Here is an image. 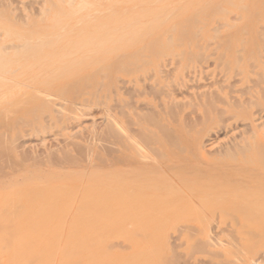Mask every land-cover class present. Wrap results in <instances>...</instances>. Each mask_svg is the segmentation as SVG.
Returning <instances> with one entry per match:
<instances>
[{
  "label": "rangeland",
  "instance_id": "obj_1",
  "mask_svg": "<svg viewBox=\"0 0 264 264\" xmlns=\"http://www.w3.org/2000/svg\"><path fill=\"white\" fill-rule=\"evenodd\" d=\"M3 1L4 0H0V56H2V55L4 56L5 54L10 53V49L16 47L18 44H21L22 40H24V37H25V34L27 33V30H29V29H31V27H33L34 23L32 25V22L31 23L28 22V23H30V25H31L30 26L27 22L24 23L23 22L24 20L22 21V18L23 19H24V17L26 18V16L22 15L24 13V11H26V15L29 14V13H27V11L28 12H29V10L33 11L31 9L32 7H29V10H27L26 9V8H28L27 6H33L35 13H37L36 15L40 14V12H41L42 16H43V14H44L43 12H48L49 15L45 14L47 17L51 16V14H52V11H49V10L54 9L55 11H57V10H59L58 9L59 6H60L59 7L60 9H62V6H63V12L64 13H62V10L60 11V13L62 15H64L66 12H69L70 14L68 13V16L67 15H65V16L66 17H69V16L74 17V16H79V15H87L88 12H89L88 15H91L93 10L96 11V13L93 12V14L95 13L94 15H98V13H100L99 11L109 8L110 5H113L115 7H119V6L124 5V3H126V2H129L130 0H87V1L83 0V2H86V3L88 2V4L84 3L85 4L84 5V4H82L83 3L82 2L79 5V7H78V4H79L78 0L77 1L75 0V2L72 1V2H74L73 5L75 7H73V5L69 4V2L72 4V2L69 0H60V1L52 0L51 3H49L51 0L49 2H48V0H45V2H44V0H42L44 3H46L45 6H44V3L41 1H39L40 3L35 1V2H37V4L35 2H34L35 3L34 4V3H32L33 0L32 1L29 0L31 3L30 4V3H27L28 0H24L25 2H23V3L30 4V5L25 4V6H24V4L22 5L20 0L19 1L16 0V2L11 0V3L13 5H15L14 9L16 10V13H14V14L11 12V11L15 12V10H12L13 8L10 11V8H11L9 6L10 0L9 1L7 0L9 2L8 3L9 5H7L5 3L6 6H8V7L4 6L5 4L3 5V3H4ZM17 1L21 3L20 5L18 4L19 6H16ZM57 1H58V3H57ZM62 1H67L68 3L66 2L67 3L66 4ZM132 1H135V0H132ZM139 1H142V0H139ZM180 1H181V3H179V0H160L158 2L159 3L158 4L156 2V0H155V3L151 2V1H149L150 2L149 3L148 0H144L141 3H138L139 6L138 5H137L138 7L136 6L137 8L134 10L135 11L134 13H136V14L139 13V11H140L139 7H141L140 4H142V3H144V4H142L141 9H143L144 6H146V8H147L149 6V4L153 3L152 4L153 8L151 9L152 12L153 11L155 12V10H153L154 6H155V8L156 7L158 8L159 5H161V6L164 5L166 7V9L164 7L165 10L163 8H161V6H160L161 9L158 8L155 13L153 12V14H155L156 16L151 15V14L149 16V17H153V18L157 17V19L154 18L155 20H157V21H155L154 24H156L155 27H158L157 29H160V27L162 25L160 26V23L158 20H161L162 13L164 15L166 12L167 13L169 12L170 15H173L171 17V19H174L175 21H178V22L180 20L184 19L185 15L187 16V13L186 12L184 13L183 10H185L184 5L187 4L188 0H180ZM196 1L197 0H195V3H194V0H192L193 4H191V1L189 2V4H191L193 6H191L189 4H187V5H189V7H192V8H194V6H195L198 10H201L199 12L202 16H200V17H202L204 20L202 19L199 21L198 24H196V26H195L196 28H193V30L190 32L191 34L189 33V34L184 35V36H179V34L175 33L174 31H168L166 33L164 32L163 34H160L157 29H156L157 31H155L152 34H150V31L145 32L141 36V37H144L143 38V44L149 45V48L152 47V49L139 50L140 48H138L136 46L137 49H136V47H135V49L133 47L132 48L133 50L131 52H129V53L127 52L125 54L122 53L121 56L117 57L118 61L119 60L120 61L121 60H124V61L128 60L131 64V65L126 64V66L122 67V69L124 68L122 71H121V69L114 70L112 64L110 65L109 63H107V61L104 60L106 58L102 59V61L100 62L101 64L99 63V65H101V66L94 65L91 67V65H92V62H91V65H89V64L86 65V67L88 66L89 69H87L85 67L83 69H79L78 71L76 70L72 74V76L73 75L74 76L73 77L70 76L73 78V79L71 78V82H70V79L67 80L68 85L71 84V85H69L70 87L68 86V88H70L72 90V91L70 89H69L70 91L68 90V92H70V95L68 94V92H67V94L65 93V95H64L65 91L63 92V94H61L62 92L60 93V91L59 92H57L56 90L51 91V89H53L51 87L49 88V90L48 89L45 90L46 92L45 91H43L42 93L34 92L33 89L36 86V84L41 79H44V77H46L45 72H43V71L33 72L32 69L27 67L26 65L22 66L20 64H17L12 59H8L9 61H3L2 60L3 57H0V157L2 158V159H0V168L2 167V165H4L3 164L4 160L5 161L8 160L5 162L6 166L1 168V170H0V215L3 214V215H1L2 216L1 219L2 218L5 219V217H6V219H5L6 222H8V220H9V222L6 223V225H5V223H3L5 226H2V227H4L5 230L3 228L0 229V234H1L0 239H2V241H4V244L2 241H0L2 243V245H0V247L5 245V241H6V245H7V241L10 240V238H12V236L11 237H8V236L10 233L13 234L10 231H12L14 229V227H15L14 230L19 232L17 236L14 235L15 238L17 237L15 241L10 240L12 242V243L10 242L11 243L10 246H8V247L3 246L5 249L7 247V250L3 249L4 250L3 251L2 249H0V251H1L0 252V264H19V262L24 260L28 256V254H24V252H25L24 249L25 248L27 249V247H28V245H30V243L33 244V242L30 240H32V238H33L32 234L34 232L31 231L32 233L31 232L28 233L27 228L30 229L32 227L31 226V224H32L33 227H35V225L38 226V227H36V230H38L39 229V223L42 222V217H43V221H44L45 217L46 218L50 217L48 214L51 215V213H53V215H59V213H61V211L67 207L66 204H68L67 201H64L62 203V205H60V208L58 211H57L58 207H56V210H55V207H53V209H50L49 211H46L45 213L40 212V214H38L32 218L33 221L32 220L31 221L33 223H31L30 220L25 222L23 217H20L21 216L20 213L17 214L18 216L20 215L19 216L20 220L16 214L15 215L13 214L15 212L14 209H17V207L20 209L19 204H31V202H33V200H35L33 198H36L37 196L39 199H43V198L46 199L47 197H49V195H48L49 194V188L52 189V184H53V186L55 184L60 185V183L53 180V181H49V182H51V185H50L51 187L48 186L49 182L47 183V180L46 181L42 180L43 175H42V177L39 176V174H38V176H37V174L35 175V173H37V172H35V173L31 172L32 175L31 174L29 175L27 172L28 176H26V173H24L25 176L23 173H21V174H23V176L20 175L19 172H18L19 175L15 174V173H17L16 170L25 169L26 165L23 166V162H24L23 160L28 158V156L30 155V152L28 153V151H30V150H28L27 148H26V150H27L26 153H28V155H26V153H24L22 151H19L20 149L18 150L15 147V146H18V148H19V142L18 141H20V142H21V140L29 141L30 142L29 145H32V147L34 146L33 148H35L36 152H41L40 150H43L44 148H47V147H48L47 149L55 150V148L57 149V147L61 144V142H63V139L66 138L67 136L76 137L75 135H77V137H80V136L90 137L92 134H96L97 132H102V131L104 132L105 131L104 129L107 126L106 123L111 124V127L115 126L118 129V132L120 131V133H119L120 139H121V137H123V139H124L125 136H127V134H128L127 132L125 133V131L127 129L129 130V128H126V127H129V124L133 125L131 123V121H132L131 119L133 116H130L129 114L131 113V115H132V111H133V112H137L136 115H138V111L143 112V111H145V110H143L145 108H146V110L156 108V107H153V104L160 105V103L158 104L157 102H159L161 94H163V95L167 94L168 95V94H170V92L172 90L175 92L174 97L176 100L172 101V103H169V105L170 104L171 105H170V107H168V109H170L171 111L174 110V112H175V111H177V107H180V104L182 105L183 102H184L183 105L188 104V106H189V109H186V110H185V108H188V106H186V105L181 106V108H178V111H177L178 114H179V112H181V115L179 114V116H180V118L183 117L182 119H183L184 124L182 123V119L179 120V116H177L178 114H176V112H175L176 116H173L174 118L172 117V120H171L172 126H174L176 128L181 127L180 129L185 130V133H187L186 135L187 136L189 135L190 138L195 137L194 136L195 131H196V134L198 133L196 128L193 127L194 125H192V126L190 125L196 121L195 119L197 118V115L200 116V114H201V117H202V114L204 113V115H205L206 114L205 112L208 111L206 116L213 115L212 120H211L212 117H210L209 119L208 118L206 119V117L204 119L200 117L199 119L197 118V121L204 120L203 123L205 122V120H206V122H210V121L213 122L216 119V117L219 115V114H217V116H216V113H218L220 111L221 107L227 108L228 102L229 103L234 102V104H236V102H238L240 100L239 102H243L244 106H247V108H249V112L251 114L255 113V116L257 118L260 117L261 120L264 121V119H263L264 118V89L262 90V88H264V82H263L264 81V47H263L264 46V3H262V5H261L260 13L259 14H253L251 16V18L249 19V22L244 23L243 21H241L240 19L237 18L238 14H240L241 12L244 11V9H243L244 6H245L244 7L245 9L249 6H251L252 0H241V1L240 0H230V2L229 1L226 2L224 0H209V2L206 5H201L200 3H198V1H197V3H198L197 4ZM5 2H6V0H5ZM60 2H62L63 5H62V3L60 4ZM113 2H115V3H113ZM263 2H264V0H263ZM41 3H43V5ZM227 3H230V4H227ZM12 4H11V6H12ZM46 5H47V7H46ZM86 5L92 6V8H89V6H86ZM101 5H102V7H101ZM187 5H186V7L188 8ZM22 6H24L26 8H22ZM66 6L67 7L72 6L74 8V11L81 9V10H79L81 12L76 13L77 15L76 14L73 15V14H71V13H74V12H72L73 8L68 7L69 8L68 9V8H65ZM83 6L84 7L86 6L87 9L85 10ZM240 6L242 9L240 8ZM15 7H17V9ZM182 7H184V9ZM217 7H219V9L221 8L220 9L221 11L218 9L219 14L218 13L217 14L215 13L214 15L210 14V11L215 10ZM18 8L19 9H25V10H22V11L20 10L22 12V14H20L21 12L18 10ZM36 8H38L39 11L42 8H43V10H41L39 12ZM48 8H52V9H48ZM100 8H102V9H100ZM150 8H151V5H150ZM150 8L148 7V9H150ZM169 8L173 9L174 11L173 12L170 11ZM137 9H138V12L136 11ZM160 10H163V12H161ZM97 11H98V13H97ZM158 11L161 12V15H159ZM215 11L217 12V9ZM17 12H19L18 14H20L21 19H19V20L17 19V18H19L17 15ZM132 13H133V11H132ZM132 13H131V16L133 15ZM146 13L147 12L145 11V14L144 13H142V14H144V16H146ZM32 14H34V13H32ZM136 14H134L133 17H135ZM147 14H149V13H147ZM205 14H207V15L205 16ZM13 15L16 17L15 18L16 20H14V17L12 18ZM21 15L23 17H21ZM29 16H30V14L28 15V17ZM32 16H35V14ZM32 16H30V19ZM141 16H143V15H141ZM43 18H45V17H43ZM43 18H41V19H43ZM235 18H237L238 20H234ZM28 19L29 18H27V20ZM163 19H164V17L162 18V20ZM17 20L23 22L22 27H20V28L16 27V21ZM33 20L35 21V24H36V21H37V23L39 21L38 17L33 18ZM200 22H202V24ZM221 23H223V24H221ZM26 24H28L29 28ZM226 24H227V26H226ZM244 24H246V27H245L246 29L244 30V32H246V34H244L240 38V40L243 42L241 43V41L238 40L235 44H232V46L229 50L228 49H227V51L223 50V49L221 50V47H220L221 43L225 40L231 39V37L237 31V28H239L240 26H242ZM261 25H263V26H261ZM259 26H260V29H259ZM14 27L16 28L15 30H14ZM198 27L200 29H198ZM212 27H213V29L218 28V31H219L218 33L214 34L213 37H212L213 31L216 32L217 30L216 29L213 30ZM260 30H262V31H260ZM193 33H195L196 36ZM259 33H261V35ZM259 35L261 36V38H259L260 37ZM178 38H179V40L177 41ZM165 39L167 42L165 41ZM168 40H169L170 44L168 43ZM207 40H209V41L207 42ZM172 42H173V44H172ZM167 43L169 46L167 45ZM175 43H177V44H175ZM206 43L208 44V46H206L207 45ZM210 43H212V45ZM196 44H197V46L195 47ZM261 45H262V47H261ZM171 46H172V48H171ZM188 49H189V51H188ZM156 50L158 51L159 55H157L158 53ZM237 50H239V51H237ZM236 51L239 53H235ZM250 51H252V52H250ZM135 52L137 54L139 53V55L135 54ZM188 53H190V54H188ZM30 54L31 53L29 51H28V53H23L21 56L22 61L25 58H27L28 56H30ZM161 54H163V56ZM164 54H166V55H164ZM219 54H221V55H219ZM236 54H239V55H236ZM258 54H260L262 57L260 55L257 57ZM122 55H123V57H122ZM216 56H218V57L216 58ZM236 57H237V59H236ZM238 57L240 59L239 61H237ZM218 58L219 59L221 58V60H218ZM145 59H146V61H145ZM140 60H142V62L144 61V63H141ZM135 61H136V63H135ZM233 61H234V63H233ZM14 62L17 65L14 64ZM225 62H226V64H225ZM249 63H250V68H249ZM95 64H98V62ZM224 65H226V66H224ZM251 65H253L254 67ZM186 66H188V67H186ZM224 67H226L227 69ZM94 68H96L97 71H100V72L102 71L103 74L102 73H100L99 75L95 74L96 77L93 78L92 82L91 81H88L87 83L85 82L84 86L82 85L81 88H79V86H80V85L78 86V84H80L79 81H81V83L84 81L81 78V77H83V73H85V71L88 72L89 70H93ZM106 68H108V69H106ZM131 69H132V71H131ZM80 70L81 71L83 70V71L81 72ZM250 70L252 72H250ZM253 72L256 74H253ZM238 73H240V74H238ZM235 74H238V75H235ZM256 75H258V76H256ZM102 76H104V77H102ZM66 77L69 78L68 75H66ZM78 77H80L83 81L81 79L79 80ZM189 77H191V79ZM146 78L148 81L146 80ZM258 79L260 81L259 83L254 82V80L256 81ZM72 80H73V82H72ZM254 83H256V84H254ZM99 84L101 85V87ZM141 84L143 85V87L144 86L148 87V88L146 87L148 90L146 89L147 92L144 93L143 96L145 94L147 95L149 93L148 92L149 88L151 89L150 86L155 84L154 86L155 87L157 86L162 92L161 93L160 90H158L160 93V95H159L160 97L158 96L157 93H154V95L156 94L155 95L156 98L159 97V99L158 98L155 99L154 95H153V98H152V95L150 96L152 98V100L150 99L149 96H148L149 98L147 96H145V97H147L146 98L147 101L143 102L142 100H144L145 97H143L144 98L143 99L141 96V93L145 92V90H143V87ZM87 85H89V86H87ZM103 85H105V86H103ZM254 85H256V86H254ZM144 89H145V87H144ZM81 90H82V93H81ZM47 91H49V92H47ZM139 92H141V93H139ZM57 93H60L61 96L59 94L57 95ZM79 93H81V94H79ZM152 93L153 92H151V94ZM210 93L211 94L215 93V94L212 95L211 97H209L211 95ZM195 94H198V97H196L197 95L193 97V95H195ZM66 95H69V97L68 96L65 97ZM148 95H150V93ZM203 95L205 97L207 96V99L208 98L209 99L204 102L205 104L208 103L207 105L203 104L201 106L199 104L203 108L202 109L201 107H199L198 104H195L196 101H198V100L193 101L192 99H199V101H200V100L205 98V97L203 98ZM260 96H261V98H260ZM212 97H213V101L215 99L214 103H212L213 102ZM140 98H142V99H140ZM190 98L193 102L190 100ZM204 100H202V101H204ZM236 100H238V101H236ZM126 101H127V103H126ZM188 101H190V102H188ZM210 101H212V102H210ZM249 101H250V103H249ZM151 102H152V105H149V104H151ZM209 102L211 103V105ZM200 103L202 104L203 102H200ZM53 104L54 105L56 104V106H57L54 108L55 114L52 115L53 111L52 112L50 111L51 115H49L48 109L52 110L51 106H54ZM61 104H62V106H61ZM172 104H174L175 107ZM192 104H193V106L197 105L198 108H201V110H203V113H200L198 108H196L197 106L193 107ZM122 105H124V106H122ZM59 107H61L59 109V111L61 110V112H58V111L57 112L59 113L60 117L59 116L56 117V110H58ZM121 107H122V109H121ZM179 109H181V111ZM221 109H223V108H221ZM153 110H155V109H153ZM153 110H150V111H153ZM215 110H219V111L217 112ZM209 111H212L213 114ZM128 112H129V114H128ZM197 112L200 114H197ZM234 112L233 113L228 112V113L224 114L223 116H222V114H220L219 118L220 119L222 118L223 120L222 119L221 120L223 122H225V121L233 122L234 121V122L238 123V126L240 127L242 124H244L243 122H241V120L244 119V113L247 114V110L236 109V110H234ZM62 113H67V114L62 115ZM193 113H195V114H193ZM76 114L78 116L81 114H85V115L88 114V117L86 119H89V120L86 122V124H84L80 127L78 125L79 121H76L75 120L76 118H72ZM133 114L135 115V113H133ZM85 115H83V116H85ZM194 115H196V117H194ZM64 116H66V117H64ZM81 116H79V117L81 118ZM123 116H125V117H123ZM68 117L71 118V120H69ZM79 117H77V118H79ZM176 117L178 118L177 120H176ZM191 117H193V118H191ZM59 118H61V120ZM134 118H135V116H134ZM187 118L188 119L191 118V120H187ZM64 119L65 120L67 119L66 121L69 120L68 122L69 123L71 122V124H69V123L66 124ZM173 120H175L176 122L173 123ZM193 120H195V121L192 122ZM180 122L182 123L181 124L182 126L180 125ZM113 123H115V124H113ZM187 123H188V125H187ZM75 124H77V125H75ZM175 124H177V125L175 126ZM71 125H73V126H71ZM131 125H130V127H131ZM185 125L187 126L188 131L186 130V128L184 129ZM76 126H78V128H76ZM96 127H97V129H96ZM132 127H133L132 128L133 130L136 129L134 127V125ZM192 127H193V130L195 129L194 132L191 131V132H193L192 133L193 136L191 135V132L188 134V132L190 131V129ZM124 128H125V130H124ZM239 131H244V129L239 130ZM83 132H85V133H83ZM178 132H180V130ZM183 133H184V131H183ZM237 133L239 134V132H237ZM78 134H80V135L78 136ZM229 137L230 136L224 137V135H221L219 137V142L220 143L228 142L230 140ZM120 139H119V141H120ZM117 140H118V138H117ZM17 142H18V145H17ZM189 143H190V145L187 146V144H189ZM189 143H186V145H183L182 147L181 146L178 147L179 149L175 150L176 154H174V157L173 156L170 157L172 159L169 160V158H168V160L165 159L163 161H160V165L163 162L166 163V164L164 163V166L161 165V168H160V165L157 164L155 168L157 169V166H158L159 169L158 170L154 169V172L155 171L159 172L162 169V166L163 167H168V166L174 167V165L172 166V164H171V163H173L176 165L174 168L177 171L179 169L177 167H180L181 168L180 170H182V168H184L183 171H185V169L187 170L186 173H188V174L183 173V171H180L181 174H179L180 172L176 171V173L179 176H181V178L183 177V179H184V176L186 179V176H189V174L192 172V174H190V181L193 180L194 182L188 181L189 182L188 183L187 179H186V182L184 184V183H179L178 181H176L175 179H177V177L175 179L173 178V180H175V182L177 184H183L184 185V186L183 185L180 186V185L176 184L177 190H176V188H172L171 191L170 190L168 191V189H170L171 187L176 186L173 180H172L173 181L172 183H174V184L169 182V184L171 183L170 184L171 187L170 186L168 187V185H166L165 182L158 181L159 179L162 178L161 176H158L159 179H157V177H156L157 180L152 177L153 180L156 182L152 181V179L150 177L153 174L150 175L149 172H148L149 174L147 176L149 177V175H150V177H149L150 179L148 177H146V178H148L147 180L149 182H146V183L144 182L145 184L142 182V180L144 179L143 181H145L146 178H144V177L146 175H144V174L147 172H144V174H143L144 176H142V174H139L140 173L139 171H138L139 173L135 172L134 174H132V173L129 174V175H132L131 176L132 179L136 178V180H139V178L141 176L143 177V178L142 177L140 178L142 180L141 181L139 180L138 183L132 181V182H134L135 185L137 184L138 186H140L139 188H137V186H136V191L139 190V192H135V188L134 189L131 188L134 185V184H132L131 181H130L132 184V185H130L131 187H129V185L126 183L127 181H129L131 179L130 177H127V175H126V177H127L126 178L125 176L122 177L123 174L120 177L119 174H121V173H119V174L115 173V176L112 177V179L113 178L115 179V177L116 178H124V177L126 178V182H125V180L123 182V179H122V181L119 183V185L122 186L121 188H123L125 185V189L126 188L128 189V187H129V190L131 191V195L133 194L132 196L131 195L127 196L128 193H126V192H128V191L125 192L126 193L125 194L126 199L128 198L127 201H133V200L137 201V198H143L144 194H146L148 192V191H143V190L144 189L147 190L148 188H149L148 189L149 192H151V193L156 190L155 191V194H156V192H158V190H159L157 188L158 187L160 188L159 185H161V183H162L161 187H163V189L161 190V188H160V190L161 191L165 190L164 192H166V193L168 191L167 194H169L168 196H167V194L162 196V197H164V199L166 201H169V202H166L167 207L166 206L164 207L165 210H163V208L159 209L158 207L156 208L154 206L148 207L150 209L144 208L143 210L140 211L139 214H137V216H135L136 218L135 217L132 218V216H133L132 213H129L131 210L130 207L128 205H126V208L124 209L125 204H127V203L123 202L124 206L122 205L123 204L122 203L119 206V208H121L120 210H119V208H117L118 210H116V206L114 207V205L111 206L113 203H108V205H106L107 202L109 201L108 195L111 196L110 200H111V198L121 199L122 196H124L123 195L124 193L121 194V192L119 191L120 189H118V191L116 193L114 191V189L112 188V186L115 184L117 187L120 188V186H118L116 183V181H118V180L114 181V179H113V181L115 183H113V181H112V183H113V185H112V184H109L111 182L110 181L111 179H110L109 180L110 182L108 181V184H106L107 187H104V185L102 183H101V185H103V187L101 185H98L99 182L97 183V181H98L97 180L96 182L91 183L90 187L87 188L86 190L80 191L79 193H81V194L79 195V197L86 200V202H90V203H92V202L97 203V201H98L97 204L99 205L102 202V200H100L99 198H101V197L104 198L106 196L108 199L104 198V201L107 200V202L105 201L106 202L105 206H107V207L105 208V206H104V208H103V206H102L103 203H102L101 205H99L102 207L96 208V209H98V211L95 210L96 212L91 211L90 209H87L86 211L81 210L79 213V216L76 218L77 221H80V222H78L79 224L76 223L77 222L76 220H73L71 222L68 221L67 226L65 225L66 230L64 231V229H63L64 233H68L70 229L72 231L75 229V232L71 231L72 234L69 232L68 235L67 234L63 235L62 230L59 232L57 231V230H59V227L61 225L60 226L58 225L59 227L54 226V230L51 232L52 234L50 233L47 235H45V234L40 235L39 236L40 238L36 241V244L34 243L33 246L30 245V247L27 249V251L28 250L30 251V249L32 247L36 246L35 249L34 248L33 249H34V251H36L37 254H39L41 252L42 254H40V255H45V254L47 255V253L51 251L50 249H52L55 240H57V237H60V235L62 234L64 236V237L61 236V238L63 237V240L65 238H69L67 240H64L68 244V246H67L68 248L62 249L63 251L67 250V252H68V255L64 253L65 256L67 255L70 258V259L69 258L68 259L71 262H72V259H73V261H75V260L80 261L81 260L82 261V262L80 261L81 264H97V263L98 264H264V223L263 224H255L256 215L264 214V173H260L256 176H250V177L248 175L246 178H244L242 180H241V178L240 179L238 178L237 181L238 180L239 181L237 183L231 182V181H234L233 180L234 177L232 178V176H231L232 180H228V179L225 180L224 176L220 177V176L214 174V172L211 173V171H213V169L216 170L217 174H218V172L220 173V171H218V170L221 169V165L222 166L226 165V167L228 166L227 168H229V170H230V167H232L231 170H235V169H239L244 164L251 163L252 161H254L253 158H255L256 153L259 151V150H256V148L258 149V147H260L261 151L264 150V139L260 140V142H258V144L240 147V149L238 148L237 149L238 152L236 151L237 153L235 155L236 157H234L233 160L232 159H229V161H226L223 159H220L218 161L216 159L213 160L214 162L212 161V163L215 164L214 165L215 167L212 168V170L209 169L210 172H208V173L206 171V170H208L207 167L205 170V168L203 166H201L203 164H204V166L208 165L207 164L208 162L206 159L205 160L207 163H205V162L202 163L201 159L198 160L199 157L197 159V157L194 156L196 154V152L193 149L192 150L195 152L194 155L189 154L190 157H188L189 156L188 153H193V151L190 150L191 147H193V145L191 144V142H189ZM251 146H253V147H251ZM136 147H137V149L139 147H141L140 149H138V151H140L141 149H142L141 151H143V150L146 151L145 146H139V147L136 146ZM166 147L163 146V148L167 149V151H168V147L167 148ZM249 147H251V148H249ZM82 148H83V150H81ZM130 148L128 151L133 150V149L136 150L135 146H133V148L131 146ZM173 148L170 149V147H169L170 150H172ZM253 148H255V149H253ZM78 149H77V152H79ZM164 149H162L163 150L162 151L161 148H159L158 151H161L159 154H161V153L166 154L165 153L166 150H164ZM79 150H80V152H83L85 150V148L81 147ZM177 150L179 151L178 154H177ZM138 151H135V153L136 152L138 153ZM141 151L138 154L136 153L137 155L135 157L136 158L135 161H137L140 158V155L142 154ZM1 152H3V153H1ZM20 152H22V153H20ZM80 152H79V154H76V156L79 157L80 160H86L88 158V156L87 157L85 156L86 155L85 151L83 152L84 154H82ZM239 153H240V155H239ZM25 155H26V157H25ZM72 155H75V153L73 152ZM129 155H131L132 159L134 160V156H135L134 152H133V154L129 153ZM138 156H139V158H138ZM191 156L195 157L194 161H192V159H194V158L190 159ZM4 157L7 159H5ZM82 157H84V158H82ZM21 158H24V159L21 160ZM188 158H189V160H188L189 163L187 161H186L187 163H185V161H183V160H186ZM205 160H203V161H205ZM221 160H222V162L225 161V162H223L224 164L222 162H219ZM247 160H249V161L247 162ZM26 161L27 162H24V163L27 164L28 160L26 159ZM167 161L171 165L167 166ZM191 161H192V166L190 163ZM20 162H22V164ZM181 162H182V164H181ZM200 162H201V165H200ZM216 162L218 164L217 168H219V164L222 163L220 165L219 169L216 168ZM19 163H20V166H17V165H19ZM212 163L211 162L209 163L210 168H211L210 164H212ZM260 163H261V165L259 166V168L261 169V171L263 170V172H264V161H262ZM133 164H135V163H133ZM178 164H181L182 166H180V165L178 166ZM183 164H186L187 166L186 165L184 166ZM189 165L191 166V169L189 168ZM202 167H203V174L199 170ZM234 167H235V169H233ZM193 168L196 171H194ZM13 169H14V171H13ZM164 169L165 168H163V170ZM197 171H199V172H197ZM201 171H202V169H201ZM13 172H15V173H13ZM116 174H117V176L119 175V177H117ZM136 174H138L139 177H138V175L136 176ZM182 174L184 176H182ZM197 174H198V176H197ZM193 175H194V178H193ZM231 175L234 176V174H232V172H231ZM35 177H37V178H35ZM191 177L193 179H191ZM222 177H224V178H222ZM128 178H130V179L128 180ZM168 178H170V177H168ZM181 178L179 177V179H180L179 181L184 182L185 180H183ZM51 179L52 178H50V180ZM219 180H222V183L224 181V183L222 184ZM225 181H226V183H225ZM228 181L230 182V186L231 185H233V186L229 187V184L227 183ZM122 182L126 183L127 187H126V184L123 185ZM139 182H140V184L141 183L142 184L140 185ZM152 182H154V184L150 185V183H152ZM218 182L221 185H219ZM44 183L47 184V186L49 188L47 186H43ZM157 183H159V185ZM163 183H165L166 186H164ZM190 183H192L191 186L194 187L195 189L192 187L190 188ZM238 183L240 184L241 189L242 188L245 189L244 191H241L240 188L239 189L237 188L239 186ZM155 184H157V185H155ZM196 184H198L199 186ZM215 184L219 186L218 188H220V186L222 187L221 189L218 190V191H220L219 193L216 191L219 195L216 192H215L216 195H212L213 193L210 190H213L214 187H211V188L209 187V189L207 191L208 185L209 186H213V185L215 186ZM224 184L225 185L228 184L227 185L228 187L227 186L223 187ZM234 184H236V185H234ZM56 185H55V187H56ZM145 185H147V187ZM154 185H155V188H154ZM99 186L102 187V192H101V188ZM116 186H113V187H116ZM141 186H142V188H141ZM143 186H145V187L143 188ZM182 186H183V188L184 187L187 188L189 186V189L196 190V188H197V190H200V191L196 190L199 193V194H197L196 197L189 199V200H195L196 198H199L198 201H196L197 199L195 201H193L195 204H193L192 201H189L187 199L188 200L187 202H190V203L192 202L191 203V204H193L191 206L192 209L189 207L190 203L188 204L186 202V204H183L181 201L179 203L180 198L176 197L177 195L178 196L181 195V193L183 191ZM234 186H236L235 188L237 189V191H239L238 193L235 192L236 189H231V190H234L235 193H233V191L230 192L227 189V188H229V189L233 188ZM46 187L48 190L46 189ZM55 187L53 189H55ZM117 187H116V189H117ZM133 187H135V186H133ZM165 187H167V188L165 189ZM198 187H199V189H198ZM99 188H100V190H99ZM103 188H106V189H103ZM110 189H111V191H110ZM174 189L176 192V196H174V197H176L178 199L179 205L183 204V207H181L182 205L180 206L182 208V210H184L183 208L186 207L185 212L181 211V208H179V206H174V205L171 206L170 199H174L173 195L175 194V192L173 191L174 194L172 192V190H174ZM179 189H180V192H179ZM189 189L188 190L186 189V195L189 198H191V195L193 193H195V191L193 192L192 190H189ZM98 191L101 193V196H99L100 193H98ZM132 191H133V193H132ZM191 191H192V194H191ZM111 192H112V194H111ZM164 192H163V194H164ZM170 192H172V193L170 194ZM178 192L180 195L178 194ZM117 194L118 195L121 194V198ZM206 194H210L212 196L210 197V195L207 196ZM134 195H136L137 197H135ZM158 195L156 197L161 196L160 193ZM70 196H72V195H70ZM150 197L154 198V193H153V196L150 195ZM212 197H214L213 199H215V197H217L215 199V201L217 200L218 202L217 201L215 202L212 199ZM38 198H36V200H38ZM167 198H169V199H167ZM176 198H175V200H177ZM31 199H32V201H31ZM44 199L40 200L38 202L44 201ZM88 199H90V200H88ZM114 199H112V200H114ZM211 199H212V201H211ZM64 203H65V205H64ZM167 204H170V206ZM63 205L65 207H63ZM109 206L111 208H109ZM193 206H195V209H193L194 208ZM61 207H62V209H61ZM170 207L172 209L174 208V210L177 209L175 211V213H177L178 215L180 212H182V216H184L185 213L187 214V211L192 213V211L194 210L193 211L194 217H192L193 221L190 218L191 222L187 221L188 223L187 222L183 223V220H184L183 218L188 216L186 218L188 220V218L191 215L190 216L186 215L184 217L181 216L180 217L181 221L178 218H176L177 219L176 221H178V220L180 221L179 224H177L178 222L175 221L176 222L175 225H173L171 223L170 226L169 225L166 226V224L168 222L167 223L165 222L162 224L163 226H161V225H160L161 227L158 226L159 229L153 228V230H154L153 231L152 228L150 227L151 220L149 219L150 221L148 224L147 219L149 217H151V219L154 220L155 217H157L158 215H160V214L162 215L165 212L169 211V209H171ZM100 208H103V209L99 210ZM127 208L129 211L127 210ZM188 208H189V210H188ZM111 209H113V210H111ZM179 210H180V212H178ZM54 212H55V214H54ZM56 212H58V214H56ZM154 213L156 215H154ZM157 213H158V215H157ZM9 215H10V217H9ZM46 215H48V216H46ZM16 216L18 218H15ZM130 216H131L130 220L135 221V219H136L137 223L134 222L132 227H129L128 230L127 229L125 230V226L129 222ZM139 217H140V219H138ZM142 218L144 219V223L142 222L143 221ZM196 218H197V220H195ZM16 219H18L19 221ZM145 219H146V221H145ZM198 220L200 221V224L197 222ZM202 220H206V221L203 222ZM3 221L4 220H0V222H1L0 224H2ZM46 221H47V219H46ZM145 222L147 223V225ZM141 223H142V225H141ZM169 223H170V221H169ZM185 223H187V224H185ZM27 224H30V226L29 225L27 226ZM184 224H185L186 228H185ZM63 226H64V224L62 225V228H63ZM55 227L57 228V230H55L56 229ZM177 227H179V228H177ZM181 227L182 228L184 227V228L180 229ZM189 227H190V229H189ZM77 228H78V230L76 231ZM36 230H34V231H36ZM176 230H177V232H176ZM179 230H181V231L178 232ZM182 230H184V231H182ZM185 230H188V231H185ZM190 230H191V232H190ZM56 231H57V233H56ZM147 232H149L150 234L152 233V235L147 234ZM2 233H4V234H2ZM177 233L178 234L181 233V234L178 235ZM26 234L29 236H27ZM191 234H193V235H191ZM76 235H78V236L76 237ZM174 236L178 237V243L181 245L173 249V251L171 252L172 255H170L171 253H169V254H164V257H163V255H159L157 258H154L152 255H150L149 246H151V247L155 246L157 244L158 240H162L163 238L165 239V237H174ZM190 236H191V238H190ZM212 236H214L213 237L214 240H212L213 238L211 239ZM14 237H13V239H14ZM22 237L25 238L23 240L27 241V244L30 241V243L28 245H26L25 248L23 247V249L21 248V246L24 242L23 240H21ZM70 237H71V239H70ZM208 237H210V239ZM142 238H144V239H142ZM18 239H20L19 244L22 243V244H20L21 246H19V244H18ZM207 239L209 240V242ZM75 240L78 243H75L76 242ZM96 240H97V242H96ZM144 240H148V241L141 244ZM199 240H201V241H199ZM204 240H206V242ZM140 241H142V242L140 243ZM73 243H75L76 245L73 246L74 245ZM109 243H111L112 245ZM113 243L115 244V246L113 245ZM199 243H202V244H199ZM210 243H211V245H210ZM24 244H26V243H24ZM24 244H23V246H24ZM79 244L80 245L82 244V245L80 246ZM91 244H92V246H90ZM8 245H9V242H8ZM50 245H52V246H50ZM107 245H109V247ZM117 245H118V247H117ZM124 245L126 248H124V250H122ZM199 246H200V248H198ZM17 247H18V250H16ZM46 247H49V248L47 249ZM77 247H78V249L75 250ZM110 247H111V249H110ZM19 248H21V249H19ZM107 248L110 252H108ZM45 250H46V252H44ZM79 250L82 253L80 256H78L80 253H78L76 255H75V253H73V251L79 252ZM18 251H21V252L23 251V253H21V252L18 253ZM61 251H59V252H61ZM63 251H62V253H63ZM106 251H107V253H106ZM28 252H25V253H28ZM69 252L73 253L74 255H72ZM104 252L107 255H105ZM15 253H16V255H13ZM20 253L24 254L26 256H23L24 258H22V255ZM178 253L180 255H178ZM69 254H70V256H69ZM17 255H18V257H17ZM63 256L64 255H61L59 253L58 255L55 256V258L58 257V259H60V260L64 259L62 262H60L62 264L66 261H69L66 259L67 256L65 258H61ZM169 256H171L172 258ZM55 258H53L52 262L55 261ZM90 259L93 261H91ZM167 260H169V261H167ZM111 261H113V262H111ZM31 262L32 261H30V263ZM46 262H43V263H46ZM38 263L40 264L39 260H38ZM50 263L51 262L49 261V264ZM55 263L59 264V261H58V263L54 262L51 264H55ZM75 263L77 264V262H75ZM27 264H29V263H27ZM31 264H37V262L35 261Z\"/></svg>",
  "mask_w": 264,
  "mask_h": 264
},
{
  "label": "bare ground",
  "instance_id": "obj_2",
  "mask_svg": "<svg viewBox=\"0 0 264 264\" xmlns=\"http://www.w3.org/2000/svg\"><path fill=\"white\" fill-rule=\"evenodd\" d=\"M9 1V0H8ZM7 0H6V2H5V0L3 1L4 3H3V5L6 3L7 5H9L11 8H10V11H11V9L12 10H15L14 9V6L15 5H13L12 3H11V0L8 2ZM13 1H15L16 2V0H13ZM19 1V0H18ZM17 1V5L16 6H19L21 3H22V5L24 4V6H25V4L26 3H23V2H25L24 0H20L21 1V3L20 2H18ZM30 1H32V0H30ZM30 1L28 0V2L27 3H30ZM35 1H37L38 3H40L39 1H41V2H43L42 0H33V2L32 3H34ZM50 0H48V2H49ZM58 1H60V0H58ZM58 1H57V3H58ZM69 1H74L75 2V0H69ZM77 1V0H76ZM79 1V4H78V7H79V5L83 2V0H78ZM81 1V2H80ZM87 1V0H86ZM142 1H144V0H142ZM142 1H139V0H135V1H132V0H130L129 2H126V3H124V5H122V6H119V7H115V6H113V5H110L109 6V8H107V9H104V10H101V11H99L100 13H98V11H97V13H98V15H94L95 13H96V11H92V14L91 15H88L89 14V12H88V14L87 15H79V16H74V17H71V16H69V17H66L65 15H67L68 16V13L69 12H66L64 15H62L61 13H60V11L62 10V13H64L63 12V6H62V9H60L59 7H58V9L59 10H57L56 8V10L58 11H55L54 9L53 10H49V11H52V14H51V16H46L47 14H48V12H43L44 14H43V16H42V13L40 12L41 10H43V8L39 11V9L38 8H36L39 12H40V14H38V15H36L37 13H35V10H34V8H33V6H27L28 8H26V7H24V6H22V8H26L27 10H29V7H32L31 9L33 10V11H31V10H29V12L27 11V13H29L30 14V16H32V15H34L35 14V16H32L31 17V19H30V16L28 17V15H26V11H24V13L22 14V10H25V9H19L18 8V10L21 12L20 14H22V15H24V16H26V18L24 17V19L22 18V21L24 22V23H28V22H32V25H33V23H34V25H33V27H31V29H29V30H27V33L25 34V37H24V40H22V43L21 44H18L16 47H14V48H12V49H10V53H8V54H5L4 56L2 55V56H0V57H3L2 58V60L3 61H9L8 59H12V60H14L17 64H20V65H22V66H27V67H29V68H31L32 69V71L33 72H39V71H43V72H45V75H46V77H44V79H41L37 84H36V86L34 87V92H39V93H42L43 91H45V90H49V88L51 87V88H53V89H51V91L53 90H56L57 92H59L60 91V93L61 94H63V92H64V95H65V93L67 94V92H68V90L70 89V88H68V86L69 85H71V84H69L68 85V79H70V82H71V78L74 76H72V74L77 70H79V69H83V68H85L86 67V65L87 64H89V65H91V62H92V65H91V67L92 66H94V65H97V66H101V65H99V63L102 61V59H104V58H106V59H104L105 61H107V63H109L110 65L112 64V66H113V68H114V70H118V69H121V71L124 69H122V67H124V66H126V64L127 65H131L130 64V62L128 61V60H126V61H124V60H119L118 61V58L117 57H119V56H121V54L122 53H129V52H131L133 49V47H134V49H135V47L137 46L138 48H140L139 50H143V49H146V50H148V49H152V47L151 48H149V45H147V44H143V38L144 37H141L145 32H147V31H150V34H152V33H154L155 31H159V33L160 34H163L164 32L166 33V32H168V31H174L175 33H177V34H179V36H184V35H187V34H189L192 30H193V28H196L195 26H196V24H198L199 23V21L200 20H202L203 18L202 17H200V16H202L201 14H200V12L199 11H201V10H198L195 6H194V8H192V7H189V5H191V4H193V2H192V0H190L191 1V4H189V0H188V2H187V4H189V5H187L188 6V8L186 7V5H184L185 6V10H183L184 11V13L186 12L187 13V16L185 15V17H184V19H182V20H180L179 22L178 21H175L174 19H171V17L173 16V15H170L169 14V12L167 13H165L164 15H163V13H162V15H161V12H163V10H160V11H158L159 12V15H161V20H158L159 21V23H160V29H157L158 27H155L156 26V24H154L155 23V21H157V20H155V19H157V17H149L150 16V14L151 15H154V16H156L155 14H153V12L151 11V9L153 8V6H152V4H149V8H150V5H151V8L150 9H148V7L146 8V6H144V8L143 9H141V7H142V4H144V3H142V4H140L141 5V7H139L140 9V11H139V13H134L135 11V9L139 6L138 5V3H141ZM149 1H151V2H154L155 3V0L153 1V0H148V2ZM160 0H156V2L158 3ZM198 1V3H200L201 5H206L208 2H209V0H197ZM197 1H196V3H197ZM224 1H229L230 2V0H224ZM241 1V0H240ZM14 2V3H15ZM37 2H35L36 4H37ZM44 2H45V0H44ZM43 2V3H44ZM52 2V0L49 2V3H51ZM54 2V1H53ZM62 2H64V3H66L67 1H62ZM62 2H60V4L62 3ZM74 2H72V4L69 2V4L70 5H73V3ZM9 3V4H8ZM34 3V4H35ZM43 3H41L42 5H43ZM48 3V4H49ZM68 3V2H67ZM66 3V4H67ZM88 4V2L86 3V2H83L82 4ZM113 3H115V2H113ZM150 3V2H149ZM179 3H181V1L179 0ZM194 3H195V0H194ZM197 3V4H198ZM224 3V2H223ZM241 3V2H240ZM262 3H264L263 2V0H252V4H251V6H249V7H247L246 9L243 7V9H244V11L243 12H241L240 14H238V19H240L241 21H243L244 23H248L249 22V19L251 18V16L253 15V14H259L260 13V10H261V5H262ZM6 4L4 5V6H6ZM11 4H12V6H11ZM19 4V5H18ZM31 4V3H30ZM30 4H26V5H30ZM45 4L46 3H44V6H45ZM47 4V5H48ZM55 4V3H54ZM84 4V5H85ZM148 4V3H147ZM159 4V3H158ZM227 4H230V3H227ZM47 5H46V7H47ZM56 5V4H55ZM62 5H63V3H62ZM77 5V4H76ZM138 5V6H137ZM86 6H89V5H86ZM85 6V7H86ZM137 6V7H136ZM160 6L161 5H159V7L158 8H160ZM169 6V5H168ZM167 6V7H168ZM183 6V5H182ZM191 6H193V5H191ZM219 6V5H218ZM230 6V5H229ZM232 6V5H231ZM6 7H8V6H6ZM68 7H70V8H73V7H75L74 5H73V7L72 6H68ZM67 6L65 7V8H68ZM84 7V6H83ZM84 7V9L86 10L87 9V7L85 8ZM101 7H102V5H101ZM164 5L163 6H161V8H163L164 9ZM216 7V6H215ZM214 7V8H215ZM16 9H17V7H15ZM81 8V7H80ZM89 8H92V6H89ZM146 8V9H145ZM157 7L155 8V6H154V9L153 10H155V12H156V10L158 9ZM160 8V9H161ZM183 9H184V7H182ZM204 8V7H203ZM240 8H241V6H240ZM48 9H52V8H48ZM69 9V8H68ZM77 9V8H76ZM100 9H102V8H100ZM165 9H166V7H165ZM164 9V10H165ZM170 9V11H174L173 9H171V8H169ZM213 9V8H212ZM217 9V12L215 11ZM215 10H211L210 11V14H212V15H214L215 13L217 14H219V10L221 9H219V7H217ZM219 9V10H218ZM242 9V8H241ZM17 10V11H18ZM65 10V9H64ZM79 10H81V9H79ZM79 10H76V11H74V8L72 9V12H74V13H71V14H73V15H75L76 13H78V12H81V11H79ZM84 10V11H85ZM92 10V9H91ZM142 10V11H141ZM32 13H34V14H32ZM67 11V10H66ZM88 11V10H87ZM132 11H133V13H132ZM137 12H138V9L136 10ZM144 11V12H143ZM145 11L147 12V13H149V14H147L146 13V16H144V14H145ZM167 11V10H166ZM221 11V10H220ZM226 11V10H225ZM13 14L14 13H16V10H15V12H13V11H11ZM37 12V11H36ZM93 12H95L94 14H93ZM134 15V14H136V16L135 17H133V15L131 16V13ZM152 12V13H151ZM154 12V13H155ZM11 13V14H12ZM19 12H17V15H18V17L19 18H17L18 20L19 19H21L20 18V14H18ZM142 13H144V14H142ZM175 13V12H174ZM179 13V12H178ZM225 13V12H224ZM32 14V15H31ZM46 14V15H45ZM70 14V13H69ZM140 14V15H139ZM167 14V15H166ZM176 14V13H175ZM204 14V13H203ZM226 14V13H225ZM21 15V17H23ZM49 15V14H48ZM77 15V14H76ZM126 15V16H125ZM141 15H143V16H141ZM148 15V16H147ZM166 15V16H165ZM207 14H205V16H206ZM240 15V16H239ZM42 16V17H41ZM164 17V19L162 20V18ZM234 16V15H233ZM14 17V20H16L15 18V16L13 15L12 16V18ZM35 17H38V23H37V21H36V24H35V21L33 20V18H35ZM43 18V17H45V18H43V19H41V18ZM170 17V18H169ZM27 18H29L28 20H27ZM231 18V17H230ZM237 18H235L234 20H238ZM16 21V27L18 28H20V27H22V25H23V22H21V21ZM30 20V21H29ZM204 20V19H203ZM216 22V21H215ZM14 23V22H13ZM30 23H28L29 25H30ZM201 24H202V22H200ZM227 23V22H226ZM15 24V23H14ZM28 24H26L27 26H28ZM219 24V23H218ZM221 24H223V23H221ZM220 25V24H219ZM260 25V24H259ZM31 26V25H30ZM223 26V25H222ZM226 26H227V24H226ZM261 26H263V25H261ZM214 27V26H213ZM213 27H212V29H213ZM217 27V26H216ZM220 27V26H219ZM230 27V26H229ZM232 27V26H231ZM246 27V24H244V25H242V26H240L239 28H237V31L235 32V34L231 37V39H228V40H225V41H223L222 43H221V45H220V47H221V50L223 49V50H226L227 51V49L229 50L230 48H231V46H232V44H235L238 40H240V38L244 35V34H246V32H244V30L246 29L245 28ZM28 28H29V26H28ZM262 28V27H261ZM16 28L14 27V30H15ZM157 29V30H156ZM198 29H200L199 27H198ZM216 29V28H215ZM215 29H213V30H215ZM248 29V28H247ZM259 29H260V26H259ZM217 31L215 32V31H213V34H212V37H213V35L214 34H216V33H218L219 31H218V28L216 29ZM199 31V30H198ZM260 31H262V30H260ZM258 32V31H257ZM191 34V33H190ZM195 36H196V34L195 33H193ZM260 35H261V33H259ZM263 34V33H262ZM199 35V34H198ZM259 35V36H260ZM186 37V36H185ZM229 37V36H228ZM258 37V36H257ZM192 38V37H191ZM259 38H261V36L259 37ZM167 39V38H166ZM166 39H165V41H166ZM200 39V38H199ZM202 39V38H201ZM213 39V38H212ZM256 39V38H255ZM179 40V38L177 39V41ZM196 40V39H195ZM197 41V40H196ZM209 40H207V42H208ZM214 41V40H213ZM241 41V40H240ZM239 41V42H240ZM155 42V41H154ZM167 42V41H166ZM243 41H241V43H242ZM158 43V42H157ZM160 43V42H159ZM168 43L170 44V42H169V40H168ZM168 43H167V45H168ZM179 43V42H178ZM217 43V42H216ZM172 44H173V42H172ZM175 44H177V43H175ZM181 44V43H180ZM207 44V43H206ZM211 45H212V43H210ZM218 44V43H217ZM135 45V46H134ZM166 45V44H165ZM219 45V44H218ZM169 46V45H168ZM197 46V44L195 45V47ZM201 46V45H200ZM206 46H208V44L206 45ZM256 46V45H255ZM137 47H136V49H137ZM155 47V46H154ZM212 47V46H211ZM214 47V46H213ZM261 47H262V45H261ZM264 47V46H263ZM164 48V47H163ZM171 48H172V46H171ZM207 48V47H206ZM199 49V48H198ZM257 49V48H256ZM261 49V48H260ZM28 51L31 53L30 54V56H28L27 58H25L23 61H22V54L23 53H28ZM152 51V50H151ZM157 51V50H156ZM155 51V52H156ZM188 51H189V49H188ZM187 51V52H188ZM237 51H239V50H237ZM235 52V53H239V52ZM171 52V51H170ZM169 52V53H170ZM183 52V51H182ZM200 52V51H199ZM203 52V51H202ZM250 52H252V51H250ZM157 53H158V51H157ZM172 53V52H171ZM215 53V52H214ZM260 53V52H259ZM123 54V55H124ZM133 54V53H132ZM135 54H137L136 52H135ZM188 54H190V53H188ZM210 54V53H209ZM208 54V55H209ZM123 55H122V57H123ZM129 55V54H128ZM137 55H139V53L137 54ZM142 55V54H141ZM157 55H159V53L157 54ZM162 56H163V54H161ZM164 55H166V54H164ZM207 55V56H208ZM219 55H221V54H219ZM223 55V54H222ZM236 55H239V54H236ZM260 54H258L257 55V57L259 56ZM170 56V55H169ZM261 56V55H260ZM147 57V56H146ZM175 57V56H174ZM218 56H216V58H217ZM240 57V56H239ZM239 57H238V60L237 61H239L240 59H239ZM254 57V56H253ZM262 57V56H261ZM180 58V57H179ZM207 58V57H206ZM252 58V57H251ZM205 59V58H204ZM236 59H237V57H236ZM247 59V58H246ZM181 60V59H180ZM187 60V59H186ZM218 60H221V58L219 59L218 58ZM248 60V59H247ZM138 61V60H137ZM141 61V63H144V61L142 62V60H140ZM145 61H146V59H145ZM149 61V60H148ZM175 61V60H174ZM177 61V60H176ZM201 61V60H200ZM217 61V60H216ZM256 61V60H255ZM14 62V64H16ZM98 62V64H95V63H97ZM150 62V61H149ZM219 62V61H218ZM227 62V61H226ZM226 62H225V64H226ZM135 63H136V61H135ZM178 63V62H177ZM200 63V62H199ZM233 63H234V61H233ZM237 63V62H236ZM253 63V62H252ZM16 64V65H17ZM101 64V63H100ZM218 64V63H217ZM238 64V63H237ZM19 65V66H20ZM146 65V64H145ZM242 65V64H241ZM96 66V67H97ZM135 66V65H134ZM138 66V65H137ZM166 66V65H165ZM200 66V65H199ZM216 66V65H215ZM219 66V65H218ZM224 66H226V65H224ZM251 66H253V65H251ZM21 67V66H20ZM82 67V68H81ZM90 67V66H89ZM105 67V66H104ZM186 67H188V66H186ZM203 67V66H202ZM217 67V66H216ZM215 67V68H216ZM254 67V66H253ZM262 67V66H261ZM87 69H89L88 68V66L86 67ZM109 68V67H108ZM108 68H106V69H108ZM134 68V67H133ZM224 68H226V67H224ZM249 68H250V63H249ZM86 69V70H87ZM91 69V68H90ZM159 69V68H158ZM185 69V68H184ZM227 69V68H226ZM233 69V68H232ZM259 69V68H258ZM85 70V69H84ZM128 70V69H127ZM126 70V71H127ZM135 70V69H134ZM173 70V69H172ZM252 70V69H251ZM250 70V72H252ZM16 71V70H15ZM81 71V70H80ZM83 71V70H82ZM81 71V72H82ZM131 71H132V69H131ZM130 71V72H131ZM162 71V70H161ZM99 72V73H98ZM124 72V71H123ZM78 73V72H77ZM100 73H102V71L100 72V71H97V69L96 68H94L93 70H89L88 72L87 71H85V73H83V77H78V79L80 80H82L83 82L81 83V81H79V83L80 84H78V86H79V88H81V86L83 85L84 86V84H85V82L87 83L88 81H91L92 82V80H93V78H95L96 77V75H99ZM132 73V72H131ZM159 73V72H158ZM162 73V72H161ZM241 73V72H240ZM240 73H238V74H240ZM96 74V75H95ZM103 74V73H102ZM185 74V73H184ZM238 74H235V75H238ZM253 74H256V73H254L253 72ZM258 74V73H257ZM66 75H68L69 76V78L68 77H66ZM76 75V74H75ZM70 76H72V77H70ZM82 76V75H81ZM256 76H258V75H256ZM102 77H104V76H102ZM150 77V76H149ZM261 77V76H260ZM190 79H191V77H189ZM248 78V77H247ZM262 78V77H261ZM73 79V78H72ZM77 79V80H78ZM102 79V78H101ZM117 79V78H116ZM166 79V78H165ZM76 80V81H77ZM146 80H147V78H146ZM170 80V79H169ZM120 81V80H119ZM148 81V80H147ZM224 81V80H223ZM253 81V80H252ZM263 81V80H262ZM72 82H73V80H72ZM75 82V81H74ZM172 82V81H171ZM218 82V81H217ZM251 82V81H250ZM254 82H260L259 81V79L258 80H254ZM264 82V81H263ZM100 83V82H99ZM177 83V82H176ZM215 83V82H214ZM256 83H254V84H256ZM75 84V83H74ZM181 84V83H180ZM100 85V84H99ZM142 85V84H141ZM155 85V84H154ZM154 85H152V86H150L151 87V89L149 88V93H150V95H144L143 96V94L144 93H146L147 92V86H144L145 87V89H144V87H143V85H142V87H143V90H145V92H143V93H141V92H139V93H141V96H142V98L143 97H145V96H151L152 95V98H153V95H154V93H157L158 94V96L160 95V93H159V91L158 90H160L157 86L155 87ZM171 85V84H170ZM173 85V84H172ZM178 85V84H177ZM75 86V85H74ZM77 86V87H78ZM87 86H89V85H87ZM86 86V87H87ZM103 86H105V85H103ZM220 86V85H219ZM254 86H256V85H254ZM70 87V86H69ZM100 87H101V85H100ZM131 87V86H130ZM147 87V88H146ZM154 87V88H153ZM88 88V87H87ZM156 88V89H155ZM163 88V87H162ZM223 88V87H222ZM259 88V87H258ZM75 89V88H74ZM147 89V90H146ZM264 88H262V90H263ZM63 90V91H62ZM71 90V89H70ZM69 90V91H70ZM142 90V89H141ZM152 90V91H151ZM186 90V89H185ZM261 90V91H262ZM72 91V90H71ZM75 91V90H74ZM80 91V90H79ZM260 91V92H261ZM46 92V91H45ZM47 92H49V91H47ZM151 92H153L152 94H151ZM160 92H161V90H160ZM215 92V91H214ZM60 93H57V95L59 94L60 95ZM81 93H82V90H81ZM81 93H79V94H81ZM126 93V92H125ZM124 93V94H125ZM162 93V92H161ZM169 93V92H168ZM256 93V92H255ZM68 94L70 95V92H68ZM175 92L172 90L171 92H170V94H166V95H163V94H161V97H160V99H159V97H157L158 99H159V102H157L158 104L160 103V105H156V104H153V107H156V108H153V109H155V110H153V109H150V110H153V111H150V110H146V108L145 109H143V110H145V111H143V112H139L138 111V115H136V113L137 112H133L132 111V115H131V113L129 114V112H128V114L130 115V116H133L132 117V121H131V123L134 125V127L136 128L135 130H133L132 128V126L133 125H131V124H129V127H126V128H129V130L127 129L126 131H125V133L127 132L128 134H127V136H125V138L123 139V137H121V139H120V135H119V133H120V131L118 132V129L115 127V126H112L111 127V124H109V123H106L107 124V126H106V128L104 129L105 131L103 132H97L96 134H92L90 137H82V136H80V137H77V135H75L76 137H70V136H67L66 138H64L63 139V142H61V144L57 147V149L55 148V150H52V149H47V148H44L43 150H40L41 152H36L35 151V148H33L32 147V145H29V141H27V140H21V142L20 141H18L19 142V148H18V146H15L19 151H22V152H24V153H26V148L28 149V150H30V151H28V153L30 152V155L28 156V158H26L27 160H28V163L26 164V163H24V162H27L26 161V159L25 160H23L22 162H23V166L24 165H26V167H25V169L27 168H29L28 170L26 169H23V170H19L18 168V170H16L17 171V173H15V172H13V173H15L16 175H22L23 176V174L24 173H26V176H28V174L30 175L31 174V172L33 173H35V172H37V173H35V175L37 174V176H38V174H39V176H41L42 177V175H43V178H42V180L43 181H46L47 180V183L49 182V181H57L58 183H60V185H56L55 183V185H56V187H55V185L53 186V184H52V189L55 187V189H51V188H49L48 186H50L51 185V182H49V185L47 186V184H45L44 183V185L43 186H47L48 188H49V197H45L46 199H44V201H41V202H38V201H40V200H43V199H39L38 198V196L36 197V198H38V200H36V198H33V199H35V200H33V202H31V204H19V207H20V209L17 207V209H14L15 210V212L13 213L14 215L16 214H21V216L20 217H23V219L25 220V222L26 221H31L32 220V218L34 217V216H36V215H38V214H40V212H46V211H49L50 209H53V207H55V210H56V207H58V209H57V211L59 210V208H60V205H62V203L64 202V201H67V203L68 204H66V208L65 209H63L62 211H61V213H59V215H53V213H51V215L50 214H48L50 217H45V219H44V221H43V217H42V222L41 223H39V229L38 230H36V227H38V226H36L35 224V227H33V225L31 224V228L30 229H28L27 228V231H28V233H30L31 231H33L34 233V235L32 234V236H33V238H32V240H30V241H32L33 242V244L35 243L36 244V241L40 238L39 236L40 235H42V234H45V235H47V234H50L53 230H54V226H58L59 227V230H57V228L55 229V230H57L58 232L59 231H61L62 230V233H63V235L64 234H67L68 235V233L70 232L71 233V229L69 230V232L68 233H64V231L66 230V226H67V223H68V221H73V220H76V218L79 216V213H80V211L81 210H87V209H90L91 211H94V212H96L95 210H97L98 211V209H96V208H99V207H102L103 206V208H104V206H105V204H106V202H107V200H105L104 201V198H106V199H108L106 196L103 198V197H101V198H99L100 200H102V202L99 204V205H101L102 203V206H99L97 203H98V201H97V203L96 202H92V203H90V202H86V200H84V199H82V198H80L79 197V195L81 194V193H79L80 191H83V190H86L87 188H89L90 187V184L91 183H93V182H96L97 180V183L99 182V184L98 185H101V183L104 185V187H107L106 186V184H108V181L110 182L109 184H112L113 185V183H115L114 181H116V180H118V181H116V183H117V185L118 186H120L119 185V183L122 181V179H123V182H124V180H125V182H126V178L127 177H130L131 178V176L132 175H129V174H134L135 172L136 173H139V174H142V176H144V175H146L144 178H146V177H148L147 175L150 173V175L151 174H153V175H151V177H150V175H149V177L152 179V181H154L153 180V178L154 179H156V177H157V179H159L158 178V176H161L162 178V180L161 179H159L158 181H161V182H165L166 183V185H168V187L170 186L171 187V183L174 181V183H175V185L177 184L176 182H175V180L176 181H178L179 183H184L185 184V182H186V179H187V182L188 181H190V174H192V172L189 174V176H186V179H185V176L182 174V176H184V179H183V177L181 178V176H179L177 173H176V169L174 168L176 165L175 164H173V163H171L172 164V166L174 165V167H170V166H168V165H171L168 161H167V166L168 167H163L164 166V163L165 162H163L161 165H163L162 166V169L158 172H154V169H156L155 167H156V165L158 164V165H160V161H163V160H165V159H167L168 160V158H169V160L170 159H172V158H170V157H174V154H176V149H179L178 147H182L183 145H186V143H189V142H191V144L193 145V147H191V151H195L196 152V154L194 155V151H193V153H188V155L190 154H192V155H194L195 157H197V159H198V157H199V159L198 160H202L201 162L203 163V162H205V163H207L208 165L206 166H204V164L203 165H201V162H200V165L201 166H203L204 168H205V170H206V167H207V169L208 170H206L207 171V173L208 172H210L209 171V169L210 170H212V168H214L215 166V164H213L212 163V161L213 160H220V159H223V160H226V161H229V159H232L233 160V158L234 157H236L235 155H236V153L238 152L237 151V149L239 148L240 149V147H244V146H249V145H253V144H258V142H260V140H262V139H264V121L263 120H261V118L260 117H256L255 116V113H250L249 112V108H247V106H244V104H243V102H239L238 100H236V101H238V102H236V104H234V102L233 103H227V108H224V107H221V108H223V109H221L220 108V111L219 110H215V111H219L218 113H216V116H217V114H222V116L224 115V114H226V113H228V112H231V113H233L234 112V110H236V109H244V110H247V114L246 113H244V119L243 120H241V122H243L244 124H242L240 127L238 126V123H236V122H234L233 120V122H229V121H225V122H223L219 117V115L216 117V119L212 122V121H210V122H206V120H205V122L203 123V121L204 120H199V121H197V118L199 119L200 117H201V114L200 113H203V110H201V106L203 105V104H205L204 102L206 101V100H208L207 99V96L205 97L204 95H203V98L205 99H202V100H204V101H202V100H200L199 101V99H192L193 101H196V100H198V101H196V103L195 104H200L199 105V107H201V108H198V106L197 105H194L193 106V104H192V106L193 107H195V106H197L196 108H198V110L200 111V113H198L197 112V114H200V116L199 115H197V118L195 119V120H193L192 122H194L193 124H190L191 126L192 125H194L193 127L194 128H196V130H197V134H196V131L194 132V130H193V127L190 129V131L188 132V134L191 132V131H193L194 132V136L195 137H189V135L187 136L186 134L187 133H185V130H183V129H180V128H176V127H174V126H172V117L173 116H176L175 115V112H176V114H178V108H181V106H185V105H183V103H182V105L180 104V107H177V111H175L174 112V110L173 111H171L170 109H168V107H170V105H169V103H172V101H174V100H176L175 99ZM186 94V93H185ZM211 94V93H210ZM215 94V93H214ZM214 94H211L209 97H211L212 95H214ZM69 95H66L65 97H69ZM156 95V94H155ZM154 95V98L155 99H157L156 98V96ZM197 95V96H196ZM201 95V94H200ZM209 95V94H208ZM217 95V94H216ZM215 95V96H216ZM61 96V95H60ZM63 96V95H62ZM78 96V95H77ZM102 96V95H101ZM194 96H196V97H198V94H195V95H193V97ZM218 96V95H217ZM97 97V96H96ZM147 97H145V99L144 100H142L143 102H145V101H147L146 100V98ZM148 97V98H149ZM139 98V97H138ZM142 98H140V99H142ZM152 98L150 97V99L152 100ZM200 98V97H199ZM202 98V97H201ZM216 98V97H215ZM260 98H261V96H260ZM67 99V98H66ZM73 99V98H72ZM91 99V98H90ZM131 99V98H130ZM154 99V100H155ZM102 100V99H101ZM190 100H191V98H190ZM191 100V101H192ZM235 100V99H234ZM233 100V101H234ZM192 101V102H193ZM212 101H213V97H212ZM212 101H210V102H212ZM214 101H215V99H214ZM214 101L212 102V103H214ZM231 101V100H230ZM244 101V100H243ZM149 102V101H148ZM176 102V101H175ZM188 102H190V101H188ZM198 102V103H197ZM200 102H203L202 104L200 103ZM209 102V103H210ZM248 102V101H247ZM246 102V103H247ZM91 103V102H90ZM105 103V102H104ZM126 103H127V101H126ZM174 103V102H173ZM187 103V102H186ZM249 103H250V101H249ZM252 103V102H251ZM86 104V103H85ZM97 104V103H96ZM208 103H206L205 105H207ZM54 105V104H53ZM101 105V104H100ZM105 105V104H104ZM126 105V104H125ZM130 105V104H129ZM146 105V104H145ZM149 105H152V102H151V104H149ZM174 107H175V105L174 104H172ZM210 105H211V103H210ZM226 105V104H225ZM50 106V105H49ZM48 106V107H49ZM61 106H62V104H61ZM113 106V105H112ZM122 106H124V105H122ZM140 106V105H139ZM148 106V105H147ZM161 106V107H160ZM179 106V105H178ZM186 106H188V104L186 105ZM191 106V107H192ZM52 107V110L51 109H48V113H49V115H51V113H50V111L52 112L53 111V113H52V115H54L55 114V112H54V108L55 107H57L56 106V104L54 105V106H51ZM90 107V106H89ZM132 107V106H131ZM226 107V106H225ZM50 108V107H49ZM61 107H59L58 108V110H56V117L57 116H59L60 117V115H59V113L58 112H61V110L59 111V109H60ZM73 108V107H72ZM81 108V107H80ZM86 108V107H85ZM118 108V107H117ZM142 108V107H141ZM151 108V107H150ZM173 108V107H172ZM77 109V108H76ZM121 109H122V107H121ZM129 109V108H128ZM174 109V108H173ZM183 109V108H182ZM186 109H189V106H188V108H185V110ZM203 109V108H202ZM176 110V109H175ZM180 111H181V109H179ZM58 111V112H57ZM64 111V110H63ZM62 111V112H63ZM78 111V110H77ZM122 111V110H121ZM202 111V112H201ZM66 112V111H65ZM209 112H211L212 113V111H209ZM239 112V111H238ZM237 112V113H238ZM58 113V114H57ZM69 113V112H68ZM133 113H135V115L133 114ZM206 114L204 115V113L202 114V117L201 118H205L206 117V119L208 118H210V117H212L213 115H209V116H206L207 115V113H208V111H206L205 112ZM235 113V112H234ZM236 113V114H237ZM64 114H67V113H62V115H64ZM127 114V115H128ZM179 114L181 115V112H179ZM179 114L177 115V116H179ZM193 114H195V113H193ZM192 114V115H193ZM213 114V113H212ZM260 114V113H259ZM61 115V116H62ZM82 116L83 115H85V114H81ZM81 115H79V116H81ZM120 115V114H119ZM72 116V115H71ZM77 114L74 116V117H72V118H76L75 120L76 121H79V126L81 127L82 125H84V124H86V122L89 120V119H86L87 117H88V114L87 115H85V116H81V118L79 117ZM105 116V115H104ZM134 116H135V118H134ZM204 116V117H203ZM221 116V117H222ZM263 116V115H262ZM63 117V116H62ZM64 117H66V116H64ZM77 117H79V118H77ZM123 117H125V116H123ZM182 117V116H181ZM194 117H196V115H194ZM69 118V117H68ZM131 118V117H130ZM174 118V117H173ZM183 118V117H182ZM182 118H180V116H179V120H181ZM191 118H193V117H191ZM191 118H187V120H191ZM215 118V117H214ZM60 120H61V118H59ZM129 119V118H128ZM178 118L176 117V120H177ZM213 119V117L211 118V120ZM264 119V118H263ZM65 120V119H64ZM67 120V119H66ZM65 120V123L67 124V123H69L68 121L69 120H71V118H69V120L68 121H66ZM74 120V119H73ZM74 120V121H75ZM102 120V119H101ZM110 120V119H109ZM185 120V119H184ZM220 120V121H219ZM186 121V120H185ZM104 122V121H103ZM174 122H176L175 120H173V123ZM178 122V121H177ZM64 123V124H65ZM111 123V122H110ZM182 123H183V119H182ZM181 122H180V125L182 124ZM189 123V122H188ZM188 123H187V125H188ZM191 123V122H190ZM69 124H71V122L69 123ZM77 124H75V125H77ZM113 124H115V123H113ZM184 124V123H183ZM240 124V123H239ZM118 125V124H117ZM130 125H131V127H130ZM177 124H175V126H176ZM71 126H73V125H71ZM182 126V125H181ZM186 126V125H185ZM184 126V129L186 128V130L188 131V129H187V126L185 127ZM63 127V126H62ZM61 128V127H60ZM64 128V127H63ZM71 128V127H70ZM76 128H78V126H76ZM122 128V127H121ZM183 128V127H182ZM96 129H97V127H96ZM180 130V132H178L179 130ZM242 129H244V131H239V130H242ZM101 130V129H100ZM120 130V129H119ZM123 130V129H122ZM124 130H125V128H124ZM183 131H184V133H183ZM118 132V133H117ZM193 132H191V135H192V133ZM237 132H239V134L237 133ZM83 133H85V132H83ZM92 133V132H91ZM122 133V132H121ZM119 136H118V135ZM238 134V135H237ZM80 134H78V136H79ZM85 135V134H84ZM221 135H224V137L225 136H230L229 138H230V140L228 141V142H225V143H220L219 142V137L221 136ZM118 136V137H117ZM193 136V135H192ZM45 138V137H44ZM117 138H118V140H117ZM42 139V138H41ZM119 139H120V141H119ZM60 140V139H59ZM44 141V140H43ZM61 141V140H60ZM18 142H17V145H18ZM57 145V144H56ZM190 145V143L189 144H187V146H189ZM80 146V147H79ZM132 146V148H133V146H135V149L136 150H130V151H128L129 150V148ZM136 146H145L146 147V151H141L142 152V154L140 155V158H139V156H138V160L137 161H135L136 160V155L138 154V153H140V151H138V149H140L141 147H139L138 149H137V147ZM163 146H167L168 147V151H167V149H164L163 148ZM257 146V145H256ZM261 146V145H260ZM38 147V146H37ZM81 147H84L85 148V153H86V157L88 156V158L86 159V160H80V158L79 157H77L76 156V154H79V152H80V148ZM166 147V148H167ZM169 147H170V149L171 148H173L172 150H170L169 149ZM176 147V148H175ZM189 147V148H190ZM251 147H253V146H251ZM251 147H249V148H251ZM255 147V146H254ZM14 148V147H13ZM79 148V149H78ZM159 148H161V150L162 149H164V150H166L165 151V153L166 154H164V153H161V154H159L161 151H158L159 150ZM246 148V147H245ZM40 149V148H39ZM77 149H78V151L79 152H77ZM131 149V148H130ZM145 149V148H144ZM193 149V150H192ZM253 149H255V148H253ZM252 149V150H253ZM261 148L260 147H258V149L256 148V150H259L257 153H256V156H255V158H253L254 159V161H252L251 163H247V164H244L243 166H241L239 169H235V167L233 168V169H235V170H231V168L232 167H230V170H229V168H227L226 167V165H224V166H222L221 164L223 163V162H225V161H223L222 162V160L221 161H219V162H222L221 164H219V168H220V165H221V169L220 170H218V171H220V173L218 172V174H217V172H216V170L215 169H213V171H211V173L212 172H214V174H216V175H218V176H224L225 177V180H232V178H233V180L234 181H231V182H233V183H237L238 181H237V179L239 178H241V180L242 179H244V178H246L248 175H249V177L250 176H256V175H258V174H260V173H264L263 172V170L261 171V169L259 168V166L261 165V163L260 162H262V161H264V150H260ZM81 150H83V148L81 149ZM39 151V150H38ZM83 151V152H84ZM135 151H138V153L136 154L135 153ZM163 151V150H162ZM237 151V152H236ZM255 151V150H254ZM253 151V152H254ZM6 152V151H5ZM8 152V151H7ZM22 152H20V153H22ZM75 153V155H72V153ZM77 152V153H76ZM83 152H80V153H82V154H84ZM130 154H133V152H134V154H135V156H134V160L132 159V156L131 155H129V153ZM132 152V153H131ZM1 153H3V152H1ZM10 153V152H9ZM28 153H26V155H28ZM179 153V151L177 150V154ZM255 153V152H254ZM163 154V155H162ZM253 154V153H252ZM20 155V154H19ZM26 155H25V157H26ZM190 155L188 156V157H190ZM198 155V156H197ZM239 155H240V153H239ZM8 156V155H7ZM24 156V155H23ZM176 156V155H175ZM11 157V156H10ZM195 157H192L191 156V158L190 159H192V158H194V159H192V161H194L195 160ZM248 157V156H247ZM5 158V157H4ZM79 158V159H78ZM82 158H84V157H82ZM251 158V157H250ZM0 159H2L1 157H0ZM5 159H7V158H5ZM22 159H24V158H21V160ZM174 159V158H173ZM207 160V162H206V160ZM188 160H189V158L188 159H186V160H183V161H185V163H187L188 162ZM203 160H205V161H203ZM231 160V161H232ZM2 161V160H1ZM6 161H8V160H6ZM5 160H4V162H3V164L4 165H2V167L1 168H3V167H5L6 166V164H5V162H6ZM10 161V160H9ZM187 161V162H186ZM192 161L190 162L191 163V166H192ZM249 160H247V162H248ZM251 161V160H250ZM22 162H20L21 164H22ZM173 162V161H172ZM212 163V164H210V166H211V168L209 167V163ZM214 162V161H213ZM8 163V162H7ZM20 163H19V165H17V166H20ZM133 163H135V164H133ZM175 163V162H174ZM184 163V162H183ZM189 163V162H188ZM199 163V162H198ZM166 164V163H165ZM181 164H182V162H181ZM181 164H178V166L180 165V166H182ZM224 164V163H223ZM122 165V166H121ZM161 165H160V168H161ZM184 166L186 165V164H183ZM29 166V167H28ZM183 166V167H184ZM187 166V165H186ZM191 166L189 165V168L191 169ZM217 166H218V164H217V162H216V168H217ZM121 167V168H120ZM203 167L201 168L202 169V171H201V169H199L200 170V172L203 174ZM1 168H0V170H1ZM120 168V169H119ZM163 168H165L164 170H163ZM167 168V169H166ZM177 168H179L178 169V171L180 172V171H183V169L184 168H182V170H180L181 168L180 167H177ZM219 168H217V169H219ZM238 168V167H237ZM48 169V170H47ZM159 168H158V166H157V169L156 170H158ZM193 170L194 171H196L194 168H193ZM198 170V169H197ZM204 170V171H205ZM215 170V171H214ZM13 171H14V169H13ZM139 171V172H138ZM177 171V172H178ZM186 169H185V171H183V173H185V174H188V173H186ZM205 171V172H206ZM3 172V171H2ZM18 172H19V174H18ZM27 172H28V174H27ZM144 172H147V173H145L144 174ZM149 172V173H148ZM197 172H199V171H197ZM216 172V173H215ZM231 172H232V174H234V176L233 175H231ZM21 173H23V174H21ZM115 173H121V174H119L120 175V177H121V175H122V177L123 176H125L126 177V175H127V177L124 179V178H116L115 177V179H114V181H113V179H112V177L113 176H115ZM125 173V174H124ZM210 173V174H211ZM144 174V175H143ZM179 174H181V172L179 173ZM32 175V174H31ZM34 175V174H33ZM119 175L117 176V174H116V176L117 177H119ZM129 175V176H128ZM138 174H136V176H137ZM195 175V174H194ZM194 175H193V178H194ZM207 175V174H206ZM24 176H25V174H24ZM134 176V175H133ZM135 176V177H136ZM141 176V177H142ZM197 176H198V174H197ZM231 176H232V178H231ZM40 177V178H41ZM46 177V178H45ZM138 177H139V175H138ZM140 177V178H141ZM148 177V178H149ZM153 177V178H152ZM168 177H170V178H168ZM177 177V179H175ZM179 177L181 178V179H183V180H185L184 182L182 181H179L180 179H179ZM219 177V178H220ZM224 177H222V178H224ZM230 177V178H229ZM35 178H37V177H35ZM50 178H52L51 180H50ZM130 178H128V180L130 179ZM139 178V180L141 181L142 179H140ZM143 178V177H142ZM148 178H146L145 179V181H143L142 180V182L144 183H146V182H149L147 179ZM149 178V179H150ZM173 178L175 179V180H173ZM189 178V179H188ZM192 177H191V179H193ZM134 179V178H133ZM132 178L129 180V181H127L126 183L129 185V187H131L130 185H132V184H134V182H136V183H138V181L139 180H136V178L133 180ZM156 179V180H157ZM221 179V178H220ZM33 180V179H32ZM60 180V181H59ZM147 180V181H146ZM173 180V181H172ZM112 181H113V183H112ZM132 181H134V182H132V184H131V182ZM151 181V180H150ZM157 181V182H158ZM221 183H222V180H219ZM122 182V184L124 185V184H126V183H123ZM154 182H156V181H154ZM154 182H152V183H150V185L152 184H154ZM169 182H171L170 184H169ZM190 182H194L193 180H191ZM144 183V184H145ZM165 183H163V185L164 186H166L165 185ZM174 183H172V184H174ZM189 183V182H188ZM187 183V184H188ZM223 183H224V181H223ZM222 183V184H223ZM225 183H226V181H225ZM228 184H229V187H231V186H233V185H231L230 186V182L228 181L227 182ZM232 183V184H233ZM62 184V185H61ZM121 184V185H122ZM127 184H126V187H127ZM139 184H140V182H139ZM142 184V183H141ZM140 184V185H141ZM158 185H159V183H157ZM157 184H155V185H157ZM186 184V185H187ZM218 184L219 185H221L219 182H218ZM227 184V185H228ZM103 185H101L102 187H103ZM148 185V184H147ZM147 185H145L146 187H147ZM149 185V186H150ZM155 185H154V188H155ZM161 185H162V183H161ZM161 185H159L160 186V188H161V190L163 189V187H161ZM177 185H183V184H177ZM177 185L174 187H171L170 189H168V191L170 190L171 191V189L172 188H176V190H177ZM192 185V183H190V188L192 187L191 186ZM196 185H198V184H196ZM195 185V186H196ZM211 185V184H210ZM227 185H225L224 184V186L223 187H225V186H227ZM234 185H236V184H234ZM238 185L240 186V184L238 183ZM101 186H99L100 188H101V192H102V187ZM110 186V185H109ZM113 186H116V184L115 185H113ZM112 186V188L114 189V191L117 193V191H118V189H120L119 191L121 192V194H123L124 196H122V198H121V194L120 195H118V196H120V198L121 199H114V198H111V200L112 199H114V200H110V195H108L109 196V201L107 202V204L106 205H108V203H113L111 206H113L114 205V207L116 206V210H118L117 208H119V206L123 203V202H125V203H127V204H125V207H124V209L126 208V205H128L129 207H130V212L129 213H132V218L133 217H135V216H137V214H139L140 213V211L141 210H143L144 208H147V209H150V208H148V207H158L159 209L160 208H163V210H165V206H166V202H169V201H166L165 199H164V197H162L163 195H165V194H167L168 193V191H167V193L166 192H164V191H161L160 190V188L158 187L157 189H159L158 190V192H156V194H155V191L154 192H149V188L146 190V189H144L143 191H148L146 194H144V197L143 198H137V201H127V199H126V193H128L127 194V196L128 195H131V191L129 190V187H128V189L126 188L125 189V185H124V189L123 188H121L122 186H120V188L119 187H117V189H116V187H113ZM133 186H135V187H133ZM131 188H135V192H139V190L138 191H136V186H137V188H139L140 186H138L137 184L135 185H133ZM145 186H143V188L145 187ZM148 186V187H149ZM184 186V185H183ZM183 186H182V189H183V191H182V193H181V195L179 194V192H180V189H179V192H178V194L180 195V196H176V192H175V189L174 190H172V192L174 191L175 192V194H174V192H173V198L174 199H170V203H171V206L172 205H174V206H179V208H181V207H183V204H186V202L189 200V199H192V198H194V197H196L197 196V194H199L197 191H200V190H197V188H196V190H193V189H189V186L186 188V187H184L183 188ZM199 186V185H198ZM217 186V187H216ZM237 187L238 189L240 188V190L241 191H244L245 189H241V186L240 187ZM47 187H46V189H47ZM51 187V186H50ZM209 187L211 188V187H214V189L213 190H210V191H212V195H216V193L218 192H220V191H218L219 189H221L222 187L220 186V188H218L219 186L218 185H216L215 184V186L213 185V186H209L208 185V188H207V191H208V189H209ZM228 187V186H227ZM236 186H234L233 188H227L230 192H232L233 191V193H235V192H239V191H237V189L235 188ZM43 188V187H42ZM100 188H99V190H100ZM130 188V189H131ZM141 188H142V186H141ZM151 188V187H150ZM167 187H165V189H166ZM179 188V187H178ZM192 188H194V187H192ZM35 189V188H34ZM103 189H106V188H103ZM132 189V190H133ZM186 189L188 190H192L193 192L195 191V193H193L192 194V191H191V198H189L187 195H186ZM195 189V188H194ZM198 189H199V187H198ZM224 189V188H223ZM231 189H236L235 190V192H234V190H231ZM48 190V189H47ZM46 190V191H47ZM52 191V192H51ZM110 191H111V189H110ZM126 191H128V192H126ZM130 191V192H129ZM151 191V190H150ZM217 191V192H216ZM248 191V190H247ZM95 192V191H94ZM126 192V193H125ZM134 192V193H135ZM163 192H164V194H163ZM172 192H170V194L172 193ZM188 192V191H187ZM206 192V191H205ZM216 192V193H215ZM48 193V192H47ZM98 193H100L99 191H98ZM130 193V194H129ZM132 193H133V191H132ZM145 193V192H144ZM151 193V194H150ZM153 193H154V198H152V197H150V195L151 196H153ZM160 193V197H156L158 194ZM215 193V194H214ZM217 193V194H218ZM111 194H112V192H111ZM211 194V193H210ZM210 194H206L207 196L208 195H210ZM47 195V196H48ZM70 195H72V196H70ZM116 195V196H117ZM133 195V194H132ZM131 195V196H132ZM142 195V194H141ZM169 194H167V196H168ZM195 195V196H194ZM212 195H210V197L212 196ZM219 195V194H218ZM40 196V195H39ZM74 196V197H73ZM99 196H101V193H100V195ZM114 196V195H113ZM135 197H137L136 195H134ZM159 196V195H158ZM166 196V197H167ZM172 196V195H171ZM174 196H176L177 198H180L179 199V203H180V201L183 203V204H181V205H179L178 204V199L176 198V197H174ZM182 196V197H181ZM35 197V196H34ZM131 198V197H130ZM175 198L177 199V200H175ZM214 197H212V199H213ZM217 197H215V199H216ZM132 199V198H131ZM167 199H169V198H167ZM188 199V200H187ZM197 199V200H196ZM195 200L196 201H198L199 200V198H196ZM212 199H211V201H212ZM215 199H213L214 201H215ZM88 200H90V199H88ZM87 200V201H88ZM136 200V199H135ZM195 200H189V201H195ZM31 201H32V199H31ZM35 201V202H34ZM93 201V200H92ZM173 201V202H172ZM213 201V202H214ZM217 201V200H216ZM215 201V202H216ZM175 202V203H174ZM185 202V203H184ZM191 202V203H192ZM218 202V201H217ZM26 203V202H25ZM66 203V202H65ZM65 203H64V205H65ZM188 204L190 203V202H187ZM189 204L190 206V208L192 209V205L193 204H195L194 202H193V204ZM187 204V205H188ZM218 204V203H217ZM63 205V207H65ZM123 206H124V203L122 204ZM167 205H169L170 206V204H167ZM197 205V204H196ZM122 206V207H123ZM173 206V207H174ZM181 206V207H180ZM185 206V205H184ZM107 206H105V208H106ZM167 207V206H166ZM194 208L193 209H195V206H193ZM103 208H100L99 210H101V209H103ZM109 208H111L110 206H109ZM113 208V207H112ZM171 208V207H170ZM175 208V207H174ZM174 208L172 209H169V211H167V212H165L164 214H160V215H158V213H157V217H155V219L154 220H152L151 219V217H149L148 219H147V222H148V224H149V221L151 220V223H150V227L152 228V230H153V228L154 229H156V228H158L159 229V227H161V226H163L162 224L163 223H167L166 224V226L167 225H171V223L173 224V225H175L176 224V222H178L177 224H179V222L181 221L180 220V217L182 216V212H180V210L178 211V212H180L179 213V215L177 214V213H175V211L177 210V209H175L174 210ZM178 208V209H179ZM186 208V207H185ZM185 208H183L184 210H182V208H181V211H186V209ZM61 209H62V207H61ZM121 208H119V210H120ZM158 209V210H159ZM18 210V211H17ZM54 210V211H55ZM111 210H113V209H111ZM127 210H128V208H127ZM168 210V209H167ZM172 210V211H171ZM188 210H189V208H188ZM18 213H17V212ZM20 211V212H19ZM115 211V210H114ZM113 211V212H114ZM129 211V210H128ZM162 211V210H161ZM192 211V210H191ZM194 211V210H193ZM193 211H192V213H190V212H188L187 211V214L185 213H183L184 214V216H186V215H191L189 218H188V220L186 219L188 216H186V217H184V216H182V217H184L182 220H183V223L184 222H191V220H192V217H194L193 216ZM127 212V211H126ZM190 213V214H189ZM8 214V213H7ZM43 214V213H42ZM54 214H55V212H54ZM56 214H58V212H56ZM128 214V213H127ZM143 214V213H142ZM1 215H3V214H1ZM0 215V220H4L3 222H2V224H0V229H4L5 230V228L4 227H2V226H5L6 225V223H8L9 222V220H8V222H6L5 221V219H6V217H5V219L4 218H2L1 219V216ZM48 215H46V216H48ZM154 215H156L155 213H154ZM18 216V215H17ZM15 217V218H18V217ZM44 216V215H43ZM153 216V215H152ZM179 216V217H178ZM9 217H10V215H9ZM20 217H19V220H20ZM147 217V216H146ZM154 217V216H153ZM41 218V217H40ZM39 218V219H40ZM136 218V217H135ZM176 218H178L179 220L178 221H176L177 219ZM190 218H191V220H190ZM206 218V217H205ZM46 219H47V221H46ZM131 219V216L129 217V222L127 223V225L125 226V230L127 229L128 230V228L129 227H132L133 226V223L135 222V223H137L136 222V219H135V221H133V220H130ZM138 219H140V217L138 218ZM143 219V218H142ZM146 219H145V221H146ZM150 219V220H149ZM16 220H18V219H16ZM18 220V221H19ZM186 220V221H185ZM195 220H197V218L195 219ZM200 220V219H199ZM197 221L199 224H200V221ZM207 220V219H206ZM206 220H202L203 222L204 221H206ZM17 221V222H18ZM33 221V220H32ZM31 221V223H33ZM46 221V222H45ZM77 221V220H76ZM169 221H170V223H169ZM172 221V222H171ZM176 221V222H175ZM193 221V220H192ZM38 222V221H37ZM78 222H80V221H77L76 223H78ZM143 223H144V219H143V221H142ZM187 222V223H188ZM1 223V222H0ZM3 223H5V225L3 224ZM45 223V224H44ZM146 223V222H145ZM182 223V222H181ZM182 223V224H183ZM187 223H185V224H187ZM202 223V222H201ZM264 223V214H260V215H256V218H255V224H263ZM21 224V223H20ZM37 224V223H36ZM64 224V226H63V228H62V225ZM79 224V223H78ZM185 224H184V226H185ZM30 226V224H27V226ZM38 225V224H37ZM41 225V226H40ZM66 225V226H65ZM136 225V224H135ZM139 225V224H138ZM141 225H142V223H141ZM144 225V224H143ZM146 225H147V223H146ZM145 225V226H146ZM161 225V226H160ZM14 226V225H13ZM140 226V225H139ZM159 226V227H158ZM188 226V225H187ZM228 226V225H227ZM11 227V226H10ZM77 227V226H76ZM142 227V226H141ZM147 227V226H146ZM150 228V229H151ZM177 228H179V227H177ZM184 228V227H183ZM182 227L180 228V229H183ZM185 228H186V226H185ZM226 228V227H225ZM14 229H15V227H14ZM12 230V231H10V232H12L13 234H9V236L8 237H11L12 236V238H10V240L11 241H15L16 240V238L14 237V235L15 236H17L18 235V231H15V230ZM36 230V231H34V230ZM63 229H64V231H63ZM189 229H190V227H189ZM7 230V229H6ZM78 230V228L76 229V231ZM57 231H56V233H57ZM145 231V230H144ZM154 231V230H153ZM156 231V230H155ZM181 230H179L178 232H180ZM182 231H184V230H182ZM185 231H188V230H185ZM222 231V230H221ZM2 232V231H1ZM72 232H75V229L72 231ZM151 232V231H150ZM176 232H177V230H176ZM190 232H191V230H190ZM5 233V232H4ZM4 233H2V234H4ZM27 233V234H28ZM32 233V232H31ZM137 233V232H136ZM140 233V232H139ZM25 234V233H24ZM26 234V235H27ZM52 234V233H51ZM72 234V233H71ZM147 234H150L149 232H147ZM178 234V233H177ZM181 234V233H180ZM180 234H178V235H180ZM1 235V234H0ZM22 235V234H21ZM25 235V236H26ZM62 234L60 235V237H57V240H55V242H54V244H53V247H52V249H50L51 251L50 252H48L47 253V255L45 254V255H40V254H42L41 252L39 253L38 251V253L39 254H37L36 253V251H34V249H35V247H32L31 249H30V251L28 252L27 251V249L30 247V245L31 246H33V244H31L30 243V241L28 242V244L30 243V245H28L27 244V241H24L23 239H25V238H23L22 237V239L21 240H23L24 242H23V244L24 243H26V244H24V246H23V244L22 243H20V244H22V246L19 244V240L20 239H18V244H19V246H21V248L23 249V247L25 248V246L26 245H28V247H27V249L25 248L24 249V251L25 252H28V253H25L24 252V254H28V256L24 259V260H22L21 262H19V264H27V263H29V264H31V263H33V262H37V264H39L38 263V260H39V262H40V264H42L43 262H46V263H43V264H49V261L51 262V263H54V262H57L58 263V261H59V264H62V263H60V262H62L64 259H58V257H56L55 258V256L56 255H58L59 253L61 254V255H64L63 257H61V258H65L67 255H68V252H67V250L65 251H63L62 249H65V248H68L67 246H68V244L66 243V241H64V240H67V239H69V238H65L64 240H63V236ZM150 235H152V233L150 234ZM188 235V234H187ZM191 235H193V234H191ZM27 236H29V235H27ZM61 236H63L62 238H61ZM75 236V235H74ZM78 235H76V237H77ZM126 236V235H125ZM134 236V235H133ZM149 236V235H148ZM177 236V235H176ZM176 236H174V237H165V239L163 238L162 240H158V242H157V244L155 245V246H149V249H150V255H152L154 258H157L159 255H163V257H164V254H169V253H171L172 251H173V249L174 248H176V247H178V246H180L181 244H179L178 243V237H176ZM189 236V235H188ZM215 236V235H214ZM214 236H212L211 237V239L214 237ZM1 237V236H0ZM7 237V238H8ZM13 237H14V239H13ZM146 237V236H145ZM3 238V237H2ZM21 238V237H20ZM54 238V237H53ZM59 238V239H58ZM190 238H191V236H190ZM189 238V239H190ZM209 239H210V237H208ZM4 239V238H3ZM13 239V240H12ZM42 239V238H41ZM51 239V238H50ZM70 239H71V237H70ZM142 239H144V238H142ZM156 239V238H155ZM197 239V238H196ZM236 239V238H235ZM10 240H8L7 241V245H6V241H5V245H3L4 247L5 246H10L11 245V241ZM48 240V239H47ZM99 240V239H98ZM208 240V239H207ZM212 240H214V238L212 239ZM217 240V239H216ZM0 241H2V239H0ZM50 241V240H49ZM76 241V240H75ZM74 241V242H75ZM102 241V240H101ZM104 241V240H103ZM146 241H148V240H144L143 242L142 241H140V243L141 244H143V243H145ZM152 241V240H151ZM195 241V240H194ZM199 241H201V240H199ZM198 241V242H199ZM205 242H206V240H204ZM3 242V244H4V241H2ZM8 242H9V245H8ZM11 242V243H10ZM96 242H97V240H96ZM100 242V241H99ZM208 242H209V240H208ZM49 243V242H48ZM75 243H78L77 241L75 242ZM75 243H73L72 245L73 246H75L76 244ZM93 243V242H92ZM182 243V242H181ZM83 244V243H82ZM81 244V245H82ZM109 244H111V243H109ZM126 244V243H125ZM195 244V243H194ZM199 244H202V243H199ZM209 244V243H208ZM0 245H2V243L0 242ZM80 245V244H79ZM80 245V246H81ZM112 245V244H111ZM113 245L115 246V244L113 243ZM127 245V244H126ZM183 245V244H182ZM192 245V244H191ZM210 245H211V243H210ZM3 246H1L0 247V249H5ZM50 246H52V245H50ZM72 246V247H73ZM78 246V245H77ZM90 246H92V244L90 245ZM108 247H109V245H107ZM7 247H6V249L5 250H7ZM112 247V246H111ZM111 247H110V249H111ZM117 247H118V245H117ZM130 247V246H129ZM21 248H19V249H21ZM34 248V249H33ZM47 249L49 248V247H46ZM124 248H126L125 247V245L123 246V249L122 250H124ZM198 248H200V246L198 247ZM43 249V248H42ZM72 249V248H71ZM78 249V247L75 249V250H77ZM104 249V248H103ZM16 250H18V247H17V249ZM63 251V253H62V251ZM106 250V249H105ZM107 250H108V248H107ZM176 250V249H175ZM4 251V250H3ZM59 251H61V252H59ZM71 251V250H70ZM131 251V250H130ZM147 251V250H146ZM1 252V251H0ZM19 252H21V251H18V253ZM44 252H46V250L44 251ZM108 252H110L109 250H108ZM133 252V251H132ZM17 253V252H16ZM16 253L15 254H13V255H16ZM21 253H23V251L21 252ZM20 253V254H21ZM67 254L66 256H65V254ZM69 253H71V252H69ZM73 253H75V255L76 254H78V253H80L78 256H80L82 253L80 252V250H79V252L77 251H73ZM73 253H71L72 255H74ZM105 253V252H104ZM106 253H107V251H106ZM105 253V255H107ZM19 254V255H20ZM24 254H21L22 255V258H24L23 256H26V255H24ZM20 255V256H21ZM149 255V254H148ZM170 255H172V253L170 254ZM177 255V254H176ZM178 255H180L179 253H178ZM184 255V254H183ZM2 256V255H1ZM69 256H70V254H69ZM93 256V255H92ZM17 257H18V255H17ZM137 257V256H136ZM148 257V256H147ZM169 257H171V256H169ZM53 258H55V261L54 262H52V260H53ZM69 257L67 256L66 257V259L67 260H69L68 259ZM172 258V257H171ZM20 259V258H19ZM18 259V260H19ZM92 259V258H91ZM90 259V260H91ZM44 260V261H43ZM57 260V261H56ZM89 260V261H90ZM15 261V260H14ZM30 261H32L31 263H30ZM70 261V260H69ZM66 261V262H64L63 264H76L75 262H77V264H79L80 263V261H77V260H75V261H73V259H72V262L70 261ZM88 261V262H89ZM91 261H93V260H91ZM167 261H169V260H167ZM27 262V263H26ZM79 262V263H78ZM82 262V261H81ZM111 262H113V261H111ZM2 263V262H1ZM50 263V264H51ZM165 263V262H164ZM56 264V263H55ZM81 264V263H80ZM98 264V263H97Z\"/></svg>",
  "mask_w": 264,
  "mask_h": 264
}]
</instances>
